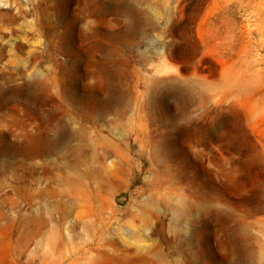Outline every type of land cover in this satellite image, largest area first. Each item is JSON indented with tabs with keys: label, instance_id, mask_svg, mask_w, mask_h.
<instances>
[{
	"label": "rangeland",
	"instance_id": "rangeland-1",
	"mask_svg": "<svg viewBox=\"0 0 264 264\" xmlns=\"http://www.w3.org/2000/svg\"><path fill=\"white\" fill-rule=\"evenodd\" d=\"M0 264H264V0H0Z\"/></svg>",
	"mask_w": 264,
	"mask_h": 264
}]
</instances>
